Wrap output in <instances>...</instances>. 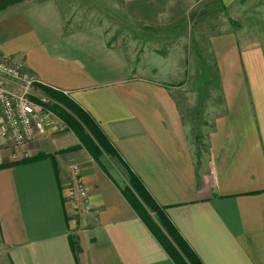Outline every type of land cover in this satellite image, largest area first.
Returning a JSON list of instances; mask_svg holds the SVG:
<instances>
[{
    "label": "crops",
    "instance_id": "0c3cea01",
    "mask_svg": "<svg viewBox=\"0 0 264 264\" xmlns=\"http://www.w3.org/2000/svg\"><path fill=\"white\" fill-rule=\"evenodd\" d=\"M90 1L146 18L164 0ZM66 21L55 0L9 6L0 12V53L85 111L108 152L82 142L45 107L32 143L14 148L0 138V248L8 263L175 264L131 204L130 172L203 264H264L259 49L230 33L211 45L224 109L201 151L169 83L137 75L140 67L101 26ZM73 165L86 200L64 190Z\"/></svg>",
    "mask_w": 264,
    "mask_h": 264
},
{
    "label": "rangeland",
    "instance_id": "374dc122",
    "mask_svg": "<svg viewBox=\"0 0 264 264\" xmlns=\"http://www.w3.org/2000/svg\"><path fill=\"white\" fill-rule=\"evenodd\" d=\"M55 1L72 28H104L109 40L123 46L140 67L137 75L169 83L196 150H205L224 109L214 41L234 34L240 46L258 48L264 61V0H164L149 8L146 18L114 14L90 0ZM34 95L44 96L36 88ZM0 264H9L2 248Z\"/></svg>",
    "mask_w": 264,
    "mask_h": 264
},
{
    "label": "trees",
    "instance_id": "16d2710c",
    "mask_svg": "<svg viewBox=\"0 0 264 264\" xmlns=\"http://www.w3.org/2000/svg\"><path fill=\"white\" fill-rule=\"evenodd\" d=\"M23 1L25 0H0V12ZM35 87L39 88L49 101H53L51 105L43 104V107L49 109L61 119L82 142H87V139H90L91 142H95L101 149L108 152L101 131L85 111L60 93L38 84H35ZM34 100L36 101V99ZM36 103H40L39 100ZM128 173V190L130 189L140 202L138 204L137 199H135L137 202L132 203L131 201L132 206L137 210L141 220L173 262L175 264H203L197 254L178 235L164 213L154 204L137 178L130 172ZM123 194L127 197L126 193ZM151 214H153L154 218Z\"/></svg>",
    "mask_w": 264,
    "mask_h": 264
},
{
    "label": "built area",
    "instance_id": "2783aa9c",
    "mask_svg": "<svg viewBox=\"0 0 264 264\" xmlns=\"http://www.w3.org/2000/svg\"><path fill=\"white\" fill-rule=\"evenodd\" d=\"M7 58L0 55V138L17 148L36 139V118L49 101L45 96L34 95L35 77ZM78 166L70 167L64 190L69 198L86 200L88 194Z\"/></svg>",
    "mask_w": 264,
    "mask_h": 264
}]
</instances>
